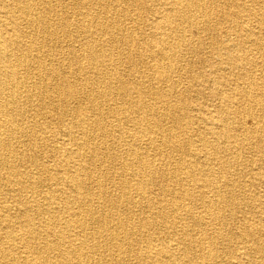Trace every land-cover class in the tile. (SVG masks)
I'll list each match as a JSON object with an SVG mask.
<instances>
[{"label": "bare ground", "instance_id": "1", "mask_svg": "<svg viewBox=\"0 0 264 264\" xmlns=\"http://www.w3.org/2000/svg\"><path fill=\"white\" fill-rule=\"evenodd\" d=\"M0 264H264V0H0Z\"/></svg>", "mask_w": 264, "mask_h": 264}, {"label": "rangeland", "instance_id": "2", "mask_svg": "<svg viewBox=\"0 0 264 264\" xmlns=\"http://www.w3.org/2000/svg\"><path fill=\"white\" fill-rule=\"evenodd\" d=\"M227 28V24L226 23H223L222 25H221V30H223V31H225V29ZM209 49V50H208ZM219 59V60H218ZM200 60V63L201 62H206L207 63V65L209 66H207L205 69H206V71L207 72H209L210 71V69H211V67L213 66V65H211V64H213V63H215V62H219V61H221V58L219 57V58H217V56L214 54V50H212V48L211 47H208V46H206L205 47V49L204 50H202L198 55H196V56H193V64L195 63V65H194V69L196 70V71H198V70H200L201 69V64L199 65V63H198V61ZM122 71V70H121ZM124 72V73H123ZM122 73L123 74H125L126 76L128 75V74H126L127 72L126 71H122ZM185 78L183 77V80H184ZM187 80H185V82H186ZM203 95H200L199 97H200V100H199V103H204V102H206V103H210V101L212 100V97H211V93L209 92V90H205V92L204 93H202ZM192 96H194V99L196 100L197 98L195 97L196 96V94L195 93H193L192 94ZM255 157H253V159H254Z\"/></svg>", "mask_w": 264, "mask_h": 264}]
</instances>
